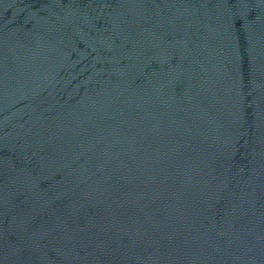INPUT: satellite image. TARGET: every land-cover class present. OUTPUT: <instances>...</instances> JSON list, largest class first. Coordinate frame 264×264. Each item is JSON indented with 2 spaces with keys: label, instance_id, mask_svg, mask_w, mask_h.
<instances>
[{
  "label": "water",
  "instance_id": "1",
  "mask_svg": "<svg viewBox=\"0 0 264 264\" xmlns=\"http://www.w3.org/2000/svg\"><path fill=\"white\" fill-rule=\"evenodd\" d=\"M0 264H264V0H0Z\"/></svg>",
  "mask_w": 264,
  "mask_h": 264
}]
</instances>
